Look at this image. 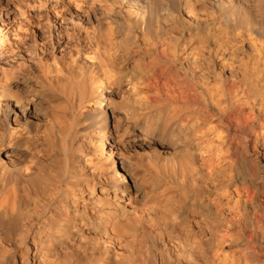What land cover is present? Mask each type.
<instances>
[{
    "label": "bare ground",
    "instance_id": "1",
    "mask_svg": "<svg viewBox=\"0 0 264 264\" xmlns=\"http://www.w3.org/2000/svg\"><path fill=\"white\" fill-rule=\"evenodd\" d=\"M0 264H264V0H0Z\"/></svg>",
    "mask_w": 264,
    "mask_h": 264
},
{
    "label": "rangeland",
    "instance_id": "2",
    "mask_svg": "<svg viewBox=\"0 0 264 264\" xmlns=\"http://www.w3.org/2000/svg\"><path fill=\"white\" fill-rule=\"evenodd\" d=\"M51 10V9H50ZM51 12V11H50ZM2 20H3V16H2V18H1ZM60 23V22H59ZM59 23H58V21L56 20L55 21V24H56V26L57 25H59ZM34 32L36 33V35H37V38L42 42V40L43 39H45L46 37V35H47V29H44V28H38L37 29V27H35V29H34ZM45 34V35H44ZM43 37V38H42ZM59 39L56 37V36H53V42L54 43H56V41H58ZM53 44V43H52Z\"/></svg>",
    "mask_w": 264,
    "mask_h": 264
}]
</instances>
